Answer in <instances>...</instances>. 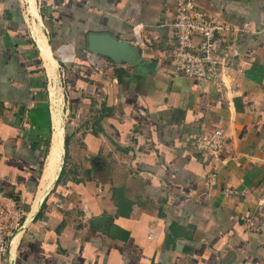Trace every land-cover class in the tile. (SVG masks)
Instances as JSON below:
<instances>
[{"label":"crops","instance_id":"0c3cea01","mask_svg":"<svg viewBox=\"0 0 264 264\" xmlns=\"http://www.w3.org/2000/svg\"><path fill=\"white\" fill-rule=\"evenodd\" d=\"M196 1L237 51L219 82L173 73L175 0H0V190L26 212L6 264H264V0ZM214 129L218 159L194 146Z\"/></svg>","mask_w":264,"mask_h":264},{"label":"built area","instance_id":"2783aa9c","mask_svg":"<svg viewBox=\"0 0 264 264\" xmlns=\"http://www.w3.org/2000/svg\"><path fill=\"white\" fill-rule=\"evenodd\" d=\"M170 25L172 33L168 55L172 61L173 73L192 79L219 82L229 59L237 54L234 44L225 34L228 26L215 22L196 0H175ZM139 42L140 39H137L136 43ZM67 54L69 58L66 57ZM73 56L72 52L66 53L62 48L58 50V57L62 62L72 61ZM88 57L94 65V61ZM57 69V81L62 84L65 72L60 65ZM95 69L99 70L96 62ZM194 146L218 159L223 146L222 131L214 129L207 135H197ZM216 176V170L211 169L205 176L206 183L212 184ZM25 214V209L15 196L0 190V264H6L12 237L22 226ZM244 223L251 232L260 231L264 226L263 222L251 216L246 217Z\"/></svg>","mask_w":264,"mask_h":264},{"label":"water","instance_id":"95a60500","mask_svg":"<svg viewBox=\"0 0 264 264\" xmlns=\"http://www.w3.org/2000/svg\"><path fill=\"white\" fill-rule=\"evenodd\" d=\"M86 49L93 54L105 56L117 64L140 65L143 61L136 45L118 40L109 33H89L86 37Z\"/></svg>","mask_w":264,"mask_h":264},{"label":"bare ground","instance_id":"6f19581e","mask_svg":"<svg viewBox=\"0 0 264 264\" xmlns=\"http://www.w3.org/2000/svg\"><path fill=\"white\" fill-rule=\"evenodd\" d=\"M67 58H69L70 56L69 55H67L66 56ZM54 77V76H53ZM58 139V138H57ZM60 141V140H59ZM56 142H54V144H55ZM59 144H60V142H59ZM59 144H55V146H53L52 148V153H51V157L49 158V161H48V167L50 168V169H52L53 168V166H54V163H55V160H57V158H59L58 157V154H60V153H58V151H60L59 150ZM61 159V158H60ZM61 161V160H60ZM57 166V165H56ZM56 166H54V167H56ZM55 172V171H54Z\"/></svg>","mask_w":264,"mask_h":264}]
</instances>
